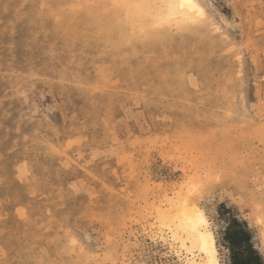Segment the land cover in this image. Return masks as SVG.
<instances>
[{"label": "rangeland", "instance_id": "obj_1", "mask_svg": "<svg viewBox=\"0 0 264 264\" xmlns=\"http://www.w3.org/2000/svg\"><path fill=\"white\" fill-rule=\"evenodd\" d=\"M122 1L0 0V264H264V0Z\"/></svg>", "mask_w": 264, "mask_h": 264}, {"label": "bare ground", "instance_id": "obj_2", "mask_svg": "<svg viewBox=\"0 0 264 264\" xmlns=\"http://www.w3.org/2000/svg\"><path fill=\"white\" fill-rule=\"evenodd\" d=\"M123 2H125V0L122 1V3ZM168 2L171 3V4L170 3L169 4L172 5L173 10H175V12L178 11V13H180V14L182 13L184 16H186V14H189V12H191L193 10L195 11L197 9V5L193 0H168ZM135 6L136 5H134V7ZM136 7H138V6H136ZM167 8L170 9L169 7H166L165 9H167ZM171 10H172V8H171ZM139 12H141V11H139ZM172 13H170V14H172ZM62 19H64V18H62ZM147 23H148V21H147ZM134 26H136V25H134ZM141 28H143V27H141ZM145 29H146V27H145ZM106 32H108V31H106ZM58 33H61V32L58 31ZM144 33H145V31H144ZM27 41H28V39H27ZM122 43H123V41H122ZM28 67H29V65H28ZM167 87H168V85H167ZM189 206L190 205H188L187 200L178 201L172 210V214L169 217H167L166 220L163 221V224L166 225L168 227V229H170V231L172 233V237H174V239L178 240L182 247H185L186 245H188V248L190 249V251L195 250L197 252L198 257L201 258L200 259L201 261L198 264H218L217 258H216V254H217L216 252L217 251H216V247H215L214 237H213V234H211L209 232V229L207 228V222L205 220V217H204L201 210H199L198 208H196L193 205H192L193 207L192 206L189 207ZM193 259L190 263L196 264Z\"/></svg>", "mask_w": 264, "mask_h": 264}, {"label": "trees", "instance_id": "obj_3", "mask_svg": "<svg viewBox=\"0 0 264 264\" xmlns=\"http://www.w3.org/2000/svg\"><path fill=\"white\" fill-rule=\"evenodd\" d=\"M233 223L234 226H236V229L233 230L231 234L228 233L225 239L229 241V244L231 246H237L242 244V250L234 251L233 247L230 249L231 264H262L259 256L254 251L250 243L249 233L244 231L245 224H239L236 220H233ZM244 251L247 254L246 257L245 255H242Z\"/></svg>", "mask_w": 264, "mask_h": 264}]
</instances>
